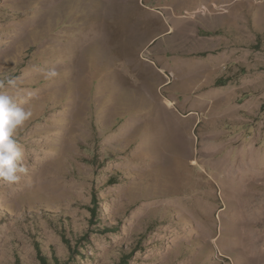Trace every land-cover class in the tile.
Segmentation results:
<instances>
[{
	"label": "rangeland",
	"instance_id": "374dc122",
	"mask_svg": "<svg viewBox=\"0 0 264 264\" xmlns=\"http://www.w3.org/2000/svg\"><path fill=\"white\" fill-rule=\"evenodd\" d=\"M0 85V264H264V0H0Z\"/></svg>",
	"mask_w": 264,
	"mask_h": 264
},
{
	"label": "clouds",
	"instance_id": "9594fccd",
	"mask_svg": "<svg viewBox=\"0 0 264 264\" xmlns=\"http://www.w3.org/2000/svg\"><path fill=\"white\" fill-rule=\"evenodd\" d=\"M58 73L53 69L46 73V79L56 77ZM7 84L15 87L16 80L8 79ZM2 86V85H0ZM33 93H29L31 97ZM24 99L17 100L15 97L0 92V180L8 184L19 181L20 175L26 174L27 167L24 165V150L14 138L17 129L22 127L31 116V110H25L21 104Z\"/></svg>",
	"mask_w": 264,
	"mask_h": 264
}]
</instances>
